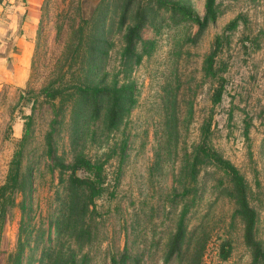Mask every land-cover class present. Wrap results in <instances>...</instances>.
I'll use <instances>...</instances> for the list:
<instances>
[{"label": "rangeland", "instance_id": "374dc122", "mask_svg": "<svg viewBox=\"0 0 264 264\" xmlns=\"http://www.w3.org/2000/svg\"><path fill=\"white\" fill-rule=\"evenodd\" d=\"M167 1L192 17L204 14V0ZM148 9L152 21L135 47L139 60L122 64L124 28ZM215 11L214 22L197 33L153 0L43 1L26 80L0 82V185L16 150L33 185L0 219V264H109L122 250L127 264H252L227 178L200 159L194 164L207 124L206 143L245 183L254 239L264 251V0H215ZM100 37L105 55L100 46L96 51ZM217 37L222 44L208 76L204 60ZM79 85H130L133 105L116 129L102 123L104 101L98 118L76 125L73 114L85 111ZM44 87H59L65 101L49 100ZM77 155L102 164L103 191L73 229L60 225L63 193L54 165L67 169ZM179 226L180 254L167 258ZM222 243L230 247L226 259Z\"/></svg>", "mask_w": 264, "mask_h": 264}, {"label": "trees", "instance_id": "16d2710c", "mask_svg": "<svg viewBox=\"0 0 264 264\" xmlns=\"http://www.w3.org/2000/svg\"><path fill=\"white\" fill-rule=\"evenodd\" d=\"M153 1L158 9L162 8L164 11H167L171 20L177 18V20H173V22L179 23L182 21H190L195 24L198 30L197 33L202 32L205 27L209 23L214 22L216 18L215 0H204V14L201 19L192 17L188 10L176 3L168 2L167 0ZM149 12L150 10L148 9L146 13L142 15L139 13L136 16V21H134L130 26L124 28L123 50L121 54L122 64L125 62H138L139 57L135 52V47L140 40L141 30L147 24V18H150L152 21L153 13L150 15ZM126 14V7L123 6L121 9L119 26L123 27ZM234 24V21L230 22L227 28H232ZM103 25L104 19L101 18L100 27L103 28ZM103 44L104 42L100 37V41L97 42L98 49L96 50L98 52L100 46V55H105V47ZM221 44V39L218 37L215 38L213 42V49L204 60V73L208 76H214V59ZM92 70L93 69H90V72ZM74 88L78 92L77 96L79 98V103L85 106L84 113L80 112V114H73L75 118L74 123L76 125H80L84 117H87L88 120L98 118L104 101L107 105L104 108L102 123L108 130L116 129L125 115H127L134 102L132 97V88L130 85H113L106 88L97 87L95 85H79ZM40 92L51 101L58 100L60 104L65 101V96L63 95V92L59 90V87H44L40 90ZM221 94L222 85L219 84L211 95V103L214 105L219 103ZM26 119L27 122L25 123L24 135L18 143L20 148L23 147L27 139L26 135L29 130L31 115L27 116ZM208 129L209 124L202 128V140L194 152V164H196L200 159V162L209 164L213 169L220 171L227 178L230 184L228 196L233 199L236 211L242 219L243 242L251 250L252 264H264V251L261 245L254 239L256 215L247 203L245 183L236 168L232 166L230 162L223 159L218 153L210 149L206 143ZM21 159V151L16 150L8 163L5 180L0 185V219L4 216L6 206H11L13 204L15 196L21 195L22 197H27L30 195L33 187L29 174L21 170ZM54 168L59 173V183L63 193V197L60 198V201L64 205L63 213H61L64 217V222H61L60 225L63 223H69V225L71 224L74 229L75 224L86 215V211L92 205L93 200L103 191L102 164L92 162L81 155H77L73 158V161L67 169L60 162L55 163ZM65 171L68 172V174L62 179V172ZM78 171L85 173V176L77 177L75 174ZM183 233L182 227L179 226L169 244L166 252L167 258H170L173 255L178 256L180 254V246L184 239ZM229 248L228 243H222L220 247V257L222 259H226L228 257ZM20 252V248L17 247L16 253L14 254L15 259H18ZM15 264H18V262ZM109 264H127V254L125 250H122L118 257H111Z\"/></svg>", "mask_w": 264, "mask_h": 264}, {"label": "crops", "instance_id": "0c3cea01", "mask_svg": "<svg viewBox=\"0 0 264 264\" xmlns=\"http://www.w3.org/2000/svg\"><path fill=\"white\" fill-rule=\"evenodd\" d=\"M44 0H0V82L21 86Z\"/></svg>", "mask_w": 264, "mask_h": 264}]
</instances>
